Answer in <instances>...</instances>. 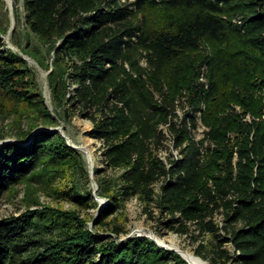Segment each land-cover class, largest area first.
I'll return each instance as SVG.
<instances>
[{"label":"trees","instance_id":"1","mask_svg":"<svg viewBox=\"0 0 264 264\" xmlns=\"http://www.w3.org/2000/svg\"><path fill=\"white\" fill-rule=\"evenodd\" d=\"M84 3L85 0H23L29 29L45 41L61 39L54 49L55 67L47 75L52 98L57 104L66 102L69 107L64 112L77 110L91 121L86 134L101 142L105 165L95 169L97 195L108 201L98 210L93 230L81 219L72 227L66 226L59 241L48 240L47 245L42 240L44 233L52 226L64 225V213L55 217L40 210L20 219L0 221V264H188L179 253L159 246L147 236L117 240L124 227L115 222V213L133 196L146 206L155 202L163 214L160 222L170 230L189 233L194 239L202 233L203 237L211 235L209 241L201 240L194 249L210 264H264V118H260L252 99L249 107L245 100L242 104L258 119L236 122L234 115L218 116L217 112L207 118L222 83L220 74L227 78L224 71L234 65V59L223 61L220 51L215 53L211 83L206 88L203 81L192 84L195 59L190 57L201 38L225 44L232 34L256 51L257 73L264 78V0H135L137 9L159 4L167 10L185 12L169 26L157 29L134 25L128 3L92 0L90 9L84 8ZM134 43L150 49L158 65L186 57L192 67H176L172 72L176 80L190 88L192 100L186 123L181 128L171 127L180 154L167 162L147 148L132 127V97L127 81L120 79L107 88L124 48ZM3 46L0 37V87L10 97L26 101L38 113L35 119L52 125L55 116L46 108L43 96L17 88L26 60ZM65 54L77 55L81 60L72 61L67 72L66 80L76 84L68 95L59 60ZM136 82L143 87L140 80ZM202 102L208 111L203 113V120L210 126L205 134L217 143L210 170L203 166L199 144L191 133ZM223 109L224 106L220 111ZM37 126L33 122L26 131H18L19 139L27 140ZM227 130L237 134L234 150L224 144ZM222 158L223 163H218ZM82 165L80 152L68 145L57 130H37L26 144L6 142L0 146V198L34 174ZM106 169L119 172L115 177L100 175ZM159 180L162 184L156 193L154 184ZM71 188L65 189L68 200L85 208L96 207L97 201L88 190L83 193ZM217 212L222 213L221 225L214 219ZM97 227L110 228L115 237L100 235ZM194 230L198 233L193 234ZM227 242L232 250L224 246Z\"/></svg>","mask_w":264,"mask_h":264},{"label":"rangeland","instance_id":"2","mask_svg":"<svg viewBox=\"0 0 264 264\" xmlns=\"http://www.w3.org/2000/svg\"><path fill=\"white\" fill-rule=\"evenodd\" d=\"M102 1L106 2L107 0ZM134 1L119 0V4H129V8L132 9L129 17L134 25L140 27L145 25L151 29H157L161 26H169L176 17L185 13L178 9H164L159 4L154 7L145 6L142 9H137L133 4ZM91 2L92 0L89 2L85 0L84 8L90 9ZM25 14L23 0H0V37L4 48L21 54L26 60L27 65L22 78L17 82V88H26L32 92L40 93L46 108L55 116V122L49 126L42 124L41 120L35 119L38 113L33 111L26 101H18L10 97L5 89L0 87V134L4 137L0 139V141L4 140V142H0V146L6 142L26 144L37 130L31 134L33 129L27 140H20L17 133L26 131L35 122L38 123L36 127L38 130H51L56 127L68 145L77 146L72 147L80 152L83 165L76 169L67 166L52 172L43 171L42 174L38 172L39 174H34L32 178L13 185L0 198V221L9 217L20 219L25 214L30 215L40 210L49 212L51 216L55 217L64 213V225L52 226L44 233L42 240H44V245H47L46 241L48 240L59 241L66 226L72 227L81 219H84L88 229L93 230L98 210L108 201L107 198L97 195L98 185L95 179V169H101L105 165L101 160V142L94 138L89 140V136L86 134L91 128V121L79 114L77 110L64 112L65 107H69L66 102L57 104L52 98L47 75L55 67L54 49L60 44L61 39L56 37L45 41L39 38L27 26ZM223 17L227 18V15L224 14ZM225 44H219L203 37L197 48L190 51V57L195 59L193 66L195 75L192 84L196 85V83L204 81L206 88H209L211 83V60L216 57L215 53L220 51L223 61L234 59V65L224 71L227 78L220 74L222 83L216 98L212 101V105H214L212 113L207 114V118L217 112L218 116L222 114L234 115L236 122H250L255 117L247 111L251 99L257 103L255 109L258 110L260 118H264V78L258 74L259 72L257 73V60L254 58L256 51L239 42L232 34L229 35ZM242 48L243 51H246L245 53L238 52ZM59 60H61L60 67L64 68L62 76L66 81L64 92L68 95L73 93L70 90L76 84L66 80L67 72H70L72 61L79 63L81 60L77 55L66 54ZM189 62L185 57L176 63L162 62L158 65L157 58L150 49L134 43L130 47L124 48L108 81L107 88L120 79L127 81L132 97L129 111L132 127L137 131L144 145L165 162L180 154V149L175 145L171 127L181 128L186 123L184 121L190 111L189 101L192 100L190 88L176 80L175 74L172 72L176 67L180 70L192 68L189 66ZM137 79L142 82L143 87L138 85ZM244 100L248 103L246 108L242 104ZM200 106L201 110L196 112V126L191 128V133L199 144L203 166L210 170L213 168V152L217 143L205 134L210 126L203 120V113L208 111L206 103L202 102ZM223 106V111H220ZM255 118L258 119L259 116ZM225 134L224 144L226 142L234 150L236 132L227 130ZM235 159L233 151L232 161L234 162ZM222 161L223 158L217 162L223 163ZM118 172L119 169H106L100 175L115 177ZM209 183H212L211 179H209ZM161 184L162 180L154 184L156 193L160 192ZM72 186L83 193L88 190L89 194L97 201L96 207L85 208L81 204L68 200L65 189H72ZM155 205V202H151L146 206L136 196L126 200L115 213L117 216L115 222L124 227V232L120 233L117 240H124L133 235H144L151 238L150 232H153L166 243L175 242L182 249L194 252L201 240L209 241L211 239V235L203 237L205 233L194 239L189 233L178 234L170 230L160 222L163 214ZM214 219L221 225L222 213L217 212ZM97 228H99L100 235L115 237L110 228ZM196 233L198 231L194 230L193 234ZM154 239L156 240V238ZM165 246V248L177 252L176 248L166 244ZM224 246L232 250L230 242L225 243ZM209 249L210 246L207 251Z\"/></svg>","mask_w":264,"mask_h":264},{"label":"bare ground","instance_id":"3","mask_svg":"<svg viewBox=\"0 0 264 264\" xmlns=\"http://www.w3.org/2000/svg\"><path fill=\"white\" fill-rule=\"evenodd\" d=\"M92 139H93L92 137H89V140H92ZM150 235H152V237L156 238V240L159 241L160 243L166 244L168 246L174 247L177 250H179L180 254L185 259H187V262L189 264H210L207 260H204L200 256L196 255L194 252L189 251V250L182 249V247H180L179 245H177L175 242L174 243H166L165 240H163L162 238L158 237L153 232H150Z\"/></svg>","mask_w":264,"mask_h":264},{"label":"water","instance_id":"4","mask_svg":"<svg viewBox=\"0 0 264 264\" xmlns=\"http://www.w3.org/2000/svg\"><path fill=\"white\" fill-rule=\"evenodd\" d=\"M36 130H38L37 128H35L31 134H33ZM51 130H56V127H53ZM0 142H4V140L0 141ZM73 147H77V146H74V145H71ZM90 169H91V165H90ZM152 238V237H151ZM159 246H162V247H166L165 244H162L160 243L159 241H156L154 238H152ZM177 252L180 254L179 250H177ZM181 255V254H180ZM182 256V255H181ZM183 257V256H182ZM184 258V257H183ZM185 259V258H184ZM187 261V259H185ZM205 260V259H204ZM189 264V263H188Z\"/></svg>","mask_w":264,"mask_h":264},{"label":"built area","instance_id":"5","mask_svg":"<svg viewBox=\"0 0 264 264\" xmlns=\"http://www.w3.org/2000/svg\"><path fill=\"white\" fill-rule=\"evenodd\" d=\"M204 82V81H203Z\"/></svg>","mask_w":264,"mask_h":264}]
</instances>
